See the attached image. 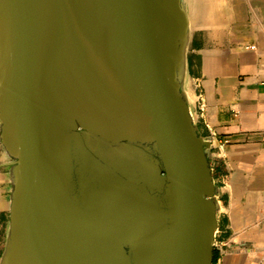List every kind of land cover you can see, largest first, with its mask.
Listing matches in <instances>:
<instances>
[{"label":"water","instance_id":"obj_1","mask_svg":"<svg viewBox=\"0 0 264 264\" xmlns=\"http://www.w3.org/2000/svg\"><path fill=\"white\" fill-rule=\"evenodd\" d=\"M190 0H0V264H214Z\"/></svg>","mask_w":264,"mask_h":264},{"label":"crops","instance_id":"obj_2","mask_svg":"<svg viewBox=\"0 0 264 264\" xmlns=\"http://www.w3.org/2000/svg\"><path fill=\"white\" fill-rule=\"evenodd\" d=\"M184 89L212 144L220 206L214 264H264V0H190ZM0 139V259L9 225ZM216 257V258H215Z\"/></svg>","mask_w":264,"mask_h":264},{"label":"built area","instance_id":"obj_3","mask_svg":"<svg viewBox=\"0 0 264 264\" xmlns=\"http://www.w3.org/2000/svg\"><path fill=\"white\" fill-rule=\"evenodd\" d=\"M196 107H197V113H198L199 121H202L205 106H204V99L202 98V95H200V94L197 96V99H196ZM263 138H264V135H263ZM214 248H215V250H218L220 252V255H226V253H227V251L224 250V247L222 246V244L219 243L217 240L215 242ZM217 264H219V260H218Z\"/></svg>","mask_w":264,"mask_h":264},{"label":"rangeland","instance_id":"obj_4","mask_svg":"<svg viewBox=\"0 0 264 264\" xmlns=\"http://www.w3.org/2000/svg\"><path fill=\"white\" fill-rule=\"evenodd\" d=\"M8 200H9V196H8Z\"/></svg>","mask_w":264,"mask_h":264},{"label":"trees","instance_id":"obj_5","mask_svg":"<svg viewBox=\"0 0 264 264\" xmlns=\"http://www.w3.org/2000/svg\"><path fill=\"white\" fill-rule=\"evenodd\" d=\"M216 258V257H215Z\"/></svg>","mask_w":264,"mask_h":264}]
</instances>
